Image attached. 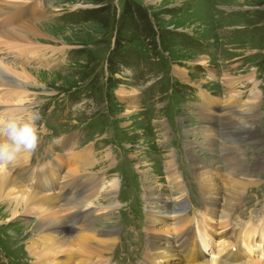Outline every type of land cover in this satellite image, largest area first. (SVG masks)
<instances>
[{
  "label": "rangeland",
  "instance_id": "1",
  "mask_svg": "<svg viewBox=\"0 0 264 264\" xmlns=\"http://www.w3.org/2000/svg\"><path fill=\"white\" fill-rule=\"evenodd\" d=\"M28 3L38 10L42 5L41 15L35 12L28 20L43 28L42 33L35 36L34 43L31 38L33 44L0 38V63L37 72L40 78L20 79L17 85L22 89L18 90L3 87L0 114H39L42 134L37 150L31 153L33 165L67 155L63 144L69 137L77 141L75 151H94L98 161L94 172L106 173L107 180L116 185L115 216L107 220L104 211L111 205H102L104 214L92 218L93 227L115 226L118 231L105 264H151L147 260L149 219L146 221L143 171H149L158 190L165 192L170 203L168 216L187 214L189 221L194 218L202 223V229H197L199 243L208 256L217 253L218 240L203 231L209 224L202 217L207 219L205 213L211 207L206 206L199 181L201 166L191 151L201 160L220 162L225 170L230 152L225 146L242 145L247 152L241 154L242 161L261 156L256 182L241 191L227 232L233 240L242 226L238 220H242L243 227L248 225L247 231L251 230L243 242L264 233V224L259 223L264 221V0H26ZM12 16H6L8 22ZM9 75L12 80L17 78L12 72ZM228 75L239 79L237 87L244 94L239 95L236 110L250 109L258 115L257 133L242 131L253 125L246 114L240 121L238 116L231 117L242 128L225 121V102L222 107L213 106L212 124H201V89L218 101L231 103L233 87L225 84ZM125 89L138 93L137 113H127L122 102ZM253 94L257 100L251 98ZM250 99L256 100L252 106L238 105ZM208 124L220 140L213 141L216 146L203 147L202 128ZM258 138L260 144L255 147ZM169 161L174 162L179 189L169 180ZM89 183L77 180L74 186L69 184L68 198L88 192ZM108 201L102 198V203ZM35 220L20 215L0 222V251L10 256L11 264L37 261L24 244ZM213 221L220 226V220ZM0 264H5L1 258Z\"/></svg>",
  "mask_w": 264,
  "mask_h": 264
},
{
  "label": "bare ground",
  "instance_id": "2",
  "mask_svg": "<svg viewBox=\"0 0 264 264\" xmlns=\"http://www.w3.org/2000/svg\"><path fill=\"white\" fill-rule=\"evenodd\" d=\"M25 1L0 0V38H12L16 43L28 44L31 41L36 42L35 36L41 34L43 28L38 29L33 22L26 21V14L29 11H32L34 14L38 12V9L34 6L25 8ZM17 9L21 10L20 13L16 14ZM13 11L16 15L13 14ZM5 14L6 16H14H12L8 22ZM7 24L9 25L6 26ZM31 45L29 44V46ZM31 48H34L35 51L39 53L37 46ZM204 61L201 59V62ZM10 72L17 77L15 80H12L9 75ZM28 77L29 79L40 78L37 72L22 68H11L4 63H0V92H2L3 87L11 88V86H13L14 90L22 89V87L17 84H21V80H25V78ZM226 78L225 84L229 88H233L230 89L229 94L231 103L225 101L228 106L224 107L222 117L225 121L229 120L231 124H235L242 128L243 126L240 125L239 121L246 114L250 117L249 119L253 122V125L249 128H243L242 131L247 130L249 133H257L259 127L258 115H254L250 109L246 111L236 110L237 102L240 99L239 95L243 93L242 91L240 92L237 87L239 79L231 77L230 75ZM199 87H203L201 83ZM126 91L129 90H124L123 93L125 98L122 99V102L126 104L127 113H137L139 107L137 106L138 93L135 91L126 93ZM203 94H205L204 91H202V96ZM251 98L256 99L257 95L253 94ZM254 101L250 99L249 103L243 104L241 100L238 105L244 107L252 106ZM216 102L218 101L214 100L209 95L203 97V118L201 119V124L206 122H211L212 124V106ZM254 107H256V105H254ZM18 113L20 116L23 115L21 112ZM234 115L238 116L239 121L234 122L232 120L231 117H234ZM207 116L208 118H206ZM211 124L202 128L203 143L201 146L203 147L216 146V143H213V141L220 140ZM233 135L235 136L236 134ZM68 141L67 144L66 142L64 143V149L67 155H62L59 159L57 158L54 163H49V166L46 167L45 165L47 164H45L41 166L44 168L40 169V167V170L36 171L28 164L30 155H26L20 158L18 163L10 169L8 174L0 176V222L4 223L6 221L7 223L20 215L35 217L37 219L35 220L36 223L30 228L32 229V235L24 242L30 255L37 259L34 264H105L107 255L112 252V248L118 238V231L115 226L113 228L111 227V229L93 227L92 220L94 219L91 220L89 216H93L94 213H97V215L104 214L101 211L102 205H111L107 210H103L108 216L107 220L115 216L114 211L117 210V206H115L116 203L114 204L115 200L113 201V195L116 191V185L107 180L106 173L99 174V172H94L95 165L98 161L92 149L78 152L75 151L76 142L72 138H69ZM193 144L194 143H191L189 146ZM254 144L255 147L259 145L260 139L258 138V141ZM235 145L236 143L232 144V146L223 147L225 151H230L226 154V156H228L226 170L220 162V165L216 161L207 162L201 160L199 155L193 151L190 152L194 161L197 162L196 164L201 166L199 168V181L204 190V197L207 203L206 206L211 207L209 211L206 210L209 218L206 219L203 216L202 222L209 224V226L206 225V229L203 230L207 237H214L215 241L218 240L217 244H215V241L211 240L218 250L214 256H208L199 243L197 229H202V223L198 220L196 221L194 218L189 221L190 219L187 214H181L179 216L177 214L174 217H169L168 215L171 214L170 203L165 192L161 189L158 190L157 185H155L157 180L154 181V177L150 176L149 171H143L142 182L147 203L146 209L148 212L146 221L149 219L147 244L148 263L264 264V235L261 236L264 233L257 239L255 237H253L252 240L246 239L243 242L247 245L248 251H246L241 245L246 235L242 238L241 236L243 234L240 233L232 240L227 231L218 233L214 230L225 229L227 227L229 218L235 214H233L235 211L234 207L240 203L239 197L242 195L241 191L255 184L260 168V162L257 161L261 160V156L254 155V160H244L247 162L244 164L241 154H246L247 152L242 145L238 144V148L235 147ZM203 150L209 151L206 149ZM65 165L67 166V171L64 172V174H66L65 180L69 182L70 186H73L76 180H80L81 184L90 181L91 184H89L91 185V189L88 192L85 190L82 195L76 196V198L73 199H60L63 189L60 180L64 179L61 168ZM77 165L79 166L77 167ZM173 167L174 162L169 161L167 163L169 180L172 185L177 186L179 189V182L175 175L176 170H174ZM55 171H57L58 174ZM80 173H87V175ZM49 179L51 184L48 183ZM108 184H110L109 187ZM101 195L102 198L104 197L109 200L106 204L102 203V198L99 199ZM180 198H182V196H180ZM97 199L100 203H95ZM60 201H64V203L60 204ZM94 205H98V207H94ZM79 215H83L81 220H77ZM94 217L96 218V216ZM216 218L220 220V226H217L213 221V219ZM191 222L192 225H190ZM211 230L214 236L211 235ZM206 235L204 234L203 237ZM248 238H250V236H248ZM248 254L255 256L256 259L251 258ZM108 263L110 264L109 261Z\"/></svg>",
  "mask_w": 264,
  "mask_h": 264
},
{
  "label": "clouds",
  "instance_id": "3",
  "mask_svg": "<svg viewBox=\"0 0 264 264\" xmlns=\"http://www.w3.org/2000/svg\"><path fill=\"white\" fill-rule=\"evenodd\" d=\"M39 120L36 112L26 117L0 115V176L8 174L21 157L37 150L42 134Z\"/></svg>",
  "mask_w": 264,
  "mask_h": 264
}]
</instances>
